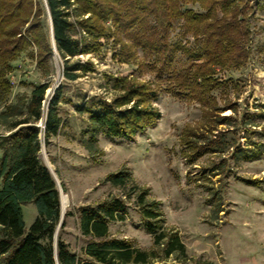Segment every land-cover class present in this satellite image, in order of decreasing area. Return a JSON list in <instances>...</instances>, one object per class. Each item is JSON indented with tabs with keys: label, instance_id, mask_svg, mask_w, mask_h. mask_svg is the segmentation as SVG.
<instances>
[{
	"label": "trees",
	"instance_id": "trees-1",
	"mask_svg": "<svg viewBox=\"0 0 264 264\" xmlns=\"http://www.w3.org/2000/svg\"><path fill=\"white\" fill-rule=\"evenodd\" d=\"M47 9H46V6ZM0 0V264H160L173 255L177 264L186 259L185 247L176 232L167 231L159 203L147 189L133 197L146 232L152 237V249L143 251L130 241L110 237L109 224L123 222L127 211L125 198L110 196L93 205L75 209L80 232L89 239L80 261L60 238L54 239L60 226L59 191L40 159L42 143L46 146L61 127L58 116L59 92L55 91L43 109L48 83L32 88L8 104L11 87L10 64L29 49L36 50L34 60L44 77L52 75L54 54L50 39L47 10L57 57L62 61L61 75L73 82L92 68L80 56L99 53L100 39L119 44L122 63L139 61L136 51L153 57L148 64L157 82L139 83L129 77L115 80V95L110 101L98 99L86 110L91 134L84 143L92 154L96 135L131 139L152 128L160 118L153 107L160 91L177 100L201 104L205 120L206 143L199 145L198 130L186 126L180 149L191 161L210 153H225L234 147L217 127L229 125L230 115L218 108L211 92L219 86L222 71L242 68L248 61L250 10L242 0ZM198 4L203 13L181 8ZM183 21L184 34L190 35L198 55L188 56L182 68L175 66L178 48L168 38L174 20ZM110 23L112 27H108ZM123 53L126 55L123 57ZM76 59V60H75ZM75 60V61H71ZM232 110V109H228ZM42 122L43 129L38 127ZM243 161L261 155L259 149L241 151ZM129 175L117 173L106 177L113 186L125 188ZM64 189V187H63ZM32 204L36 218L25 230L22 207ZM71 216V212L64 217ZM55 245V246H54ZM55 256L56 260L55 261Z\"/></svg>",
	"mask_w": 264,
	"mask_h": 264
},
{
	"label": "rangeland",
	"instance_id": "rangeland-1",
	"mask_svg": "<svg viewBox=\"0 0 264 264\" xmlns=\"http://www.w3.org/2000/svg\"><path fill=\"white\" fill-rule=\"evenodd\" d=\"M242 1L251 11L248 61L240 69L220 72L219 86L211 92L218 108L226 110L222 115L232 117L229 125L219 126L214 132H224L226 141L234 144L223 154L186 160L180 149L185 127L198 130L200 135L194 139L203 145L207 139L201 130L211 121L205 120L201 104L177 100L164 91L153 102L160 118L152 128L131 139L97 134L96 150L90 154L85 149L84 143L91 134L86 110L98 99L113 98L116 79L157 82L147 64L153 57L141 50L135 52L137 64L122 63L113 58L119 53V44L102 38L99 53L78 57L82 63L90 61L92 68L73 82L61 75L63 63L56 54L51 58L49 78L36 65L34 48L10 64L8 104L28 96L33 87L43 83L49 84L45 99L50 100L55 91L59 92L61 127L48 145L42 143L40 159L45 162L43 155L46 156L60 194L69 198L64 214L71 212V216H63L54 239L68 244L80 261L86 260L83 250L89 239L81 235L75 209L110 196L132 195L126 200L124 221L109 224L110 237L128 240L143 251L152 249V237L146 232L133 199L138 191L131 192L132 187H138L147 189L150 198L159 203L162 227L179 235L187 256L182 264H264V0ZM184 9L203 13L198 4L181 8ZM107 26L112 27L110 23ZM168 34L170 43L178 48L175 66L182 68L187 65L188 56L198 55L195 42L184 34L181 19L173 21ZM256 148L261 155L253 161H243L241 151ZM117 173L129 175L125 188L105 181ZM22 215L28 230L36 218L35 207L23 206ZM175 257L171 256L165 264H177Z\"/></svg>",
	"mask_w": 264,
	"mask_h": 264
},
{
	"label": "water",
	"instance_id": "water-1",
	"mask_svg": "<svg viewBox=\"0 0 264 264\" xmlns=\"http://www.w3.org/2000/svg\"><path fill=\"white\" fill-rule=\"evenodd\" d=\"M44 1V3H45V0H43ZM45 6H46V3H45ZM46 9H47V6H46ZM47 14H48V19H49V27H50V39H51V45H52V48H53V52H54V54H56V49H55V45H54V38H53V33H52V24H51V19H50V16H49V12H48V10H47ZM41 152V151H40ZM43 162V161H42ZM43 164H44V166L46 167V169H47V171H48V173L50 174V176H51V178L53 179V181H54V183H55V185H56V187H57V189H58V191H59V197H61V192H60V187H59V184H58V182H57V180H56V177L51 173V171L49 170V168H48V166L46 165V163L45 162H43ZM60 209H61V216H60V222L62 221V219H63V216H64V210H62V208H61V204H60ZM55 246V245H54ZM55 261H57L56 260V256H55Z\"/></svg>",
	"mask_w": 264,
	"mask_h": 264
},
{
	"label": "bare ground",
	"instance_id": "bare-ground-1",
	"mask_svg": "<svg viewBox=\"0 0 264 264\" xmlns=\"http://www.w3.org/2000/svg\"><path fill=\"white\" fill-rule=\"evenodd\" d=\"M43 155V154H42ZM43 159L46 163V165L48 166L49 170L51 171V173L54 175V172L52 170V167L50 165V163L48 162L47 158L45 155H43ZM60 204H61V208L62 210H65V208L67 207L68 203H69V198L67 195H65L64 193L61 194V197H60Z\"/></svg>",
	"mask_w": 264,
	"mask_h": 264
},
{
	"label": "built area",
	"instance_id": "built-area-1",
	"mask_svg": "<svg viewBox=\"0 0 264 264\" xmlns=\"http://www.w3.org/2000/svg\"><path fill=\"white\" fill-rule=\"evenodd\" d=\"M48 99L46 98V100L45 101H43V104H42V106H43V109H47V104H48ZM38 127H40L41 129H43V124H42V122H40V124L38 125Z\"/></svg>",
	"mask_w": 264,
	"mask_h": 264
}]
</instances>
